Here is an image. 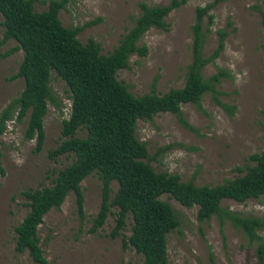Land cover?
Here are the masks:
<instances>
[{"label":"rangeland","instance_id":"rangeland-1","mask_svg":"<svg viewBox=\"0 0 264 264\" xmlns=\"http://www.w3.org/2000/svg\"><path fill=\"white\" fill-rule=\"evenodd\" d=\"M49 0H32L34 11L47 8ZM180 3L163 17L164 28L150 27L135 42L145 47V54L131 53L124 68L116 71L118 81L133 96L145 93L162 95L183 86L186 66L191 58V25L194 9L208 6V20L202 19L204 43L202 54L207 62L201 68L202 78L217 77L215 94L205 92L199 108L192 103L180 104L183 125L175 114L158 112L151 119H138L135 136L145 144L148 162L155 172L177 175L180 181L195 186H215L243 172L236 168L251 165V153L264 148V52L262 50L261 14L264 0H175ZM171 0H65L57 17L62 26L78 28L76 38L98 44L101 54L109 53L131 29L140 14L139 4L167 5ZM0 16V40L2 25ZM205 26V28H204ZM223 30L222 48L213 58L218 30ZM16 42H0V109L17 96L23 82L12 78L21 60ZM211 58V59H210ZM49 85L60 112L47 104L42 119L44 137L40 150L35 140H24L22 122L6 121L0 133V264H33L26 252L13 250L14 226L24 216L26 200L20 192L48 185L56 170L72 160V155L48 158L47 151L59 142L61 119L69 109V93L64 82L53 72ZM218 101L228 105L225 109ZM76 136L82 137L78 130ZM22 161V163H17ZM83 201V218L78 219L74 195L68 193L57 209H50L37 227L38 245L47 264H140L141 257L121 238L130 233L126 218L120 236L109 237L114 208H110L102 226L89 232L91 219L100 202V180L95 172L79 183ZM111 194L116 183H110ZM160 199L171 206L178 221L166 234L167 264H208V251L214 264H256L252 245L241 232L215 217L198 223L197 206L184 207L164 194ZM220 206L240 215L264 218V195L237 202L222 199ZM264 239V229L258 231Z\"/></svg>","mask_w":264,"mask_h":264},{"label":"trees","instance_id":"trees-1","mask_svg":"<svg viewBox=\"0 0 264 264\" xmlns=\"http://www.w3.org/2000/svg\"><path fill=\"white\" fill-rule=\"evenodd\" d=\"M64 3L65 0H49L45 10L34 11L32 0H0V42L12 39L16 42L15 48L21 50V60L12 78L20 77L23 82L17 96L0 109V133L6 121L22 122L26 118L23 139H34V150H40L47 104L51 103L60 112L49 85L51 72L66 85L70 101L68 115L61 119V138L47 151V156L53 159L63 154L72 155V160L55 171L48 185L20 192L27 210L13 228L14 252H26L33 264H47L37 237L43 215L57 209L65 196L72 193L78 219L82 220L83 197L79 183L95 172L100 180V202L88 231L95 232L102 226L110 208H114V212L109 237L120 236L126 218L130 217V233L121 241L123 246L128 244L140 255V264H167L166 234L177 227L178 221L169 203L160 199L164 194L184 207L196 205L198 223L212 216L220 226L228 221L241 232L247 245L254 246L255 263L264 264V239L258 234L264 229V218L240 215L220 206L222 199L243 202L264 195V148L247 156L251 165L236 168L243 172L241 175L212 187L195 186L180 181L177 175L155 172L144 161L147 158L145 144L135 136L136 121L151 119L158 112L173 113L183 125H188L181 117L180 104L192 103L199 108L203 93L215 94L211 81L216 82L221 70L206 79L201 75V68L208 61L201 52L202 19L204 16L211 19L208 6L194 9L191 58L183 86L162 95L150 91L133 96L116 79L115 73L126 66L129 54H145V47H138L135 42L150 27L164 28L163 17L180 1L153 6L140 3V14L133 26L107 54H101L98 44L91 39L81 43L76 38L78 28L62 26L57 13ZM260 23L264 52V13ZM217 34L211 58L222 48L224 32L220 29ZM214 100L225 109L231 108L216 97ZM78 130L83 131L82 137L75 135ZM112 181L116 189L111 194ZM207 261L214 264L211 251H208Z\"/></svg>","mask_w":264,"mask_h":264},{"label":"clouds","instance_id":"clouds-1","mask_svg":"<svg viewBox=\"0 0 264 264\" xmlns=\"http://www.w3.org/2000/svg\"><path fill=\"white\" fill-rule=\"evenodd\" d=\"M17 163H22V161H17Z\"/></svg>","mask_w":264,"mask_h":264}]
</instances>
